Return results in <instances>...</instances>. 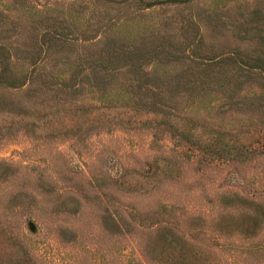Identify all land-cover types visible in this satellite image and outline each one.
<instances>
[{
	"label": "rangeland",
	"instance_id": "1",
	"mask_svg": "<svg viewBox=\"0 0 264 264\" xmlns=\"http://www.w3.org/2000/svg\"><path fill=\"white\" fill-rule=\"evenodd\" d=\"M137 7V0H0V26L49 16L79 31L92 14L103 21L116 14L122 24L102 34L101 52L112 37L116 46L139 42L152 52L182 50L193 39L209 56L264 53V0ZM76 49H48L31 65L20 45L12 70L29 81L0 84V230L25 234L55 264H159L146 241L156 232L147 226L161 218L221 264H264V223L251 237L219 233L216 223L236 215L222 207L234 195L255 189L264 202V183L232 178L231 165L208 162L188 142L157 131L129 105L141 97L120 94L119 75L74 65L84 52ZM180 63L162 60L156 69L172 76ZM73 71L76 86L68 83Z\"/></svg>",
	"mask_w": 264,
	"mask_h": 264
},
{
	"label": "trees",
	"instance_id": "2",
	"mask_svg": "<svg viewBox=\"0 0 264 264\" xmlns=\"http://www.w3.org/2000/svg\"><path fill=\"white\" fill-rule=\"evenodd\" d=\"M137 1V9L141 10L162 0ZM121 21L116 14L104 21L92 14L86 27L79 31L71 28L74 22L70 25L49 16L42 22L32 18L26 24L5 23L0 26V84L16 89L29 81L22 72L12 70L21 55L20 45L25 47V58L31 65L48 49L72 52L78 51L77 46L84 47L74 65H84L93 74L102 69L119 75L116 83L120 94L141 97L122 105L129 104L148 114L143 121L179 142H188L197 152L204 153L208 162L231 165L230 177L243 179L254 175L264 183V168L259 167V159L264 158V56L261 55L264 53L242 56L231 49L209 56L198 52L197 41L193 39L182 50L163 48L152 52L139 42L116 46L112 37L101 52L98 44L102 34L122 24ZM40 23L43 29L38 28ZM160 59L180 61L181 70L172 76L158 72ZM74 73L77 71L69 75L68 83L76 86L79 78ZM255 165L259 169L248 173ZM255 193L253 189L249 196L234 195L222 203L224 209L232 207L236 215L216 220L219 233L237 231L246 237L256 235L264 223V202ZM176 227L175 222L161 218H155L147 226L156 232L150 233L146 247L159 264H221L197 244L177 234ZM30 242L31 238L25 234L0 230V264H55Z\"/></svg>",
	"mask_w": 264,
	"mask_h": 264
}]
</instances>
